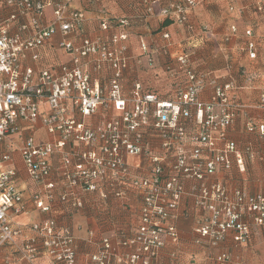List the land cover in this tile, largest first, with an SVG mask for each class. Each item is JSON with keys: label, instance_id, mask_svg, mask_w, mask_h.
Instances as JSON below:
<instances>
[{"label": "built area", "instance_id": "built-area-1", "mask_svg": "<svg viewBox=\"0 0 264 264\" xmlns=\"http://www.w3.org/2000/svg\"><path fill=\"white\" fill-rule=\"evenodd\" d=\"M203 1L172 3L161 14L178 24H187L189 11ZM157 2L142 0L150 15L155 13ZM50 6H54V0H0V251L7 249L10 253L0 258V264H39L43 258L54 264H78L75 235L69 227L52 218L26 226L13 221V215L25 213L24 192L16 183L18 170L13 152L3 147L21 132L24 122L31 126V133L19 145V153L27 176L38 187L32 201L39 212H51L56 200L83 208L80 193L85 192L99 194L103 200L121 199L130 186L140 196V224L134 235L126 239L102 237L98 251L89 256L87 264H162L160 255L168 240L173 245L180 241V231L173 221L186 194L187 180L197 183L193 199L203 215L194 226L196 245L218 248L228 240L246 244L252 225L264 228V191L252 194L213 179L219 169L230 171L235 157L239 169L244 168V156L237 143L228 139L229 127L241 107L233 92L235 84L216 85L209 101L199 98L206 85L204 76L189 66L191 55L183 49L174 57L185 70L188 85L174 100L142 94L139 84L132 97L124 98L120 80L128 66L124 56L127 46L119 49L88 37H82L77 46L72 37L82 32L85 13L58 5L54 18L46 24L45 11ZM128 24L126 19L119 22L121 27ZM101 27L109 30L107 22ZM232 31H237L236 26ZM57 33L62 36L60 47L72 55V65L59 71L35 70L26 65L28 57L39 60V50ZM162 37L171 39L170 33ZM127 38L123 30L112 37V42L119 44ZM171 44L162 48L164 54L171 55ZM248 48L251 58L256 59L254 43ZM158 50L141 42V51L149 62L154 61ZM90 56L95 57V72L104 66L113 71L109 91L94 80L85 61ZM101 106H113L119 115L93 129L88 118ZM260 106L264 108V92ZM192 117L199 129L190 135L185 119ZM39 123L52 137L50 141H37L35 126ZM248 126L264 143V122H250ZM149 127L162 139V156L148 148L145 136ZM247 151L254 157L251 147ZM204 153L209 156L207 160H203ZM55 155L61 161L59 193L58 181L53 178ZM130 156H146L152 164L149 174L132 173L127 159ZM89 233L93 242L95 233ZM213 264H233V258L220 252L213 257Z\"/></svg>", "mask_w": 264, "mask_h": 264}, {"label": "crops", "instance_id": "crops-1", "mask_svg": "<svg viewBox=\"0 0 264 264\" xmlns=\"http://www.w3.org/2000/svg\"><path fill=\"white\" fill-rule=\"evenodd\" d=\"M182 1L184 0H158L154 6L155 13L150 15L142 0H54V6L45 11V23L49 24L54 18L55 6L68 5L85 13L82 32L72 37L77 46H80L82 37H88L92 41L102 40L119 49L126 45L124 56L128 59V66L120 80L124 98L132 97L136 85L139 84L142 86V94H154L162 101L174 100L188 85V76L174 57L183 49L191 55L189 66L197 74L204 76L206 85L199 94L202 100H211L216 85L233 82V92L241 107L236 110L237 116L229 127L228 139L237 143L244 156V168L239 169L235 157L231 170L219 169L213 179L222 181L229 188H240L252 194L261 193L264 191V143L259 139L258 133L249 130L248 124L252 122L257 125L264 122V108L260 106L261 94L264 92V0H204L190 10L187 24L182 25L161 14V10L170 4ZM124 19L129 24L119 26V22ZM103 22L108 23L109 30L101 27ZM233 26H236V32L232 31ZM123 30L128 33V38L119 41V44H113L112 37ZM247 31L252 34L248 36ZM165 33L171 35L172 44L169 51L172 56L162 52V48L170 43L163 39ZM61 40L60 33L54 35L51 41L39 50V60L34 61L28 57L26 65L35 70L57 71L63 66L72 65V55L60 47ZM142 41H146L152 48L159 49L154 54L153 62H149L147 56L143 55ZM249 43L255 45L256 59L250 56ZM94 60L95 57L90 56L85 61L89 64L94 80L97 79L99 84L109 91L113 71L104 66L101 71L95 72ZM118 115L113 106H101L97 114L88 118V125L96 129L102 122ZM185 125L190 135L198 132L195 117L185 119ZM29 128V123H21V132L7 140L3 147L13 152L18 170L16 183L24 192L25 213L13 215V221L26 226L30 222L52 218L57 220L59 225L69 227L75 235L78 264H87L89 256L98 251L102 237L126 239L134 235L140 224L142 202L137 191L130 186L126 187L125 197L121 199L111 197L103 200L99 194L85 192L80 193L83 208L62 204L56 200L51 212L43 213L36 209L32 197L38 187L27 176L19 153V145L31 133ZM35 132L38 142L52 139L41 123L35 126ZM145 140L153 154L164 155L165 150L158 131L149 127ZM187 147L191 148L192 144L188 143ZM248 147L252 148L254 157L248 153ZM202 156L203 160L209 157L207 153ZM171 158L169 157V162L172 161ZM127 159L132 173L138 176L149 174L152 164L146 156H142V159L130 156ZM52 166L53 178L58 181L56 190L59 193L62 192L58 173L61 167L59 156L53 157ZM196 184L193 180H187L185 183L186 194L173 221L180 231V241L173 245L168 240L160 255L161 263L213 264L215 255L227 252L233 258V264H264V228L252 225V234L246 244H237L231 240L222 243L218 248L195 244L194 226L203 216L193 199ZM89 232L95 233L93 242ZM9 254V250L3 249L0 251V258ZM39 264L54 263L43 258Z\"/></svg>", "mask_w": 264, "mask_h": 264}, {"label": "rangeland", "instance_id": "rangeland-1", "mask_svg": "<svg viewBox=\"0 0 264 264\" xmlns=\"http://www.w3.org/2000/svg\"><path fill=\"white\" fill-rule=\"evenodd\" d=\"M190 12V11H189Z\"/></svg>", "mask_w": 264, "mask_h": 264}]
</instances>
